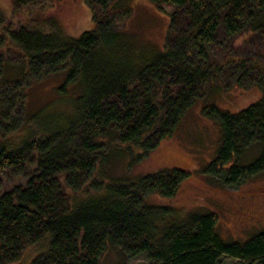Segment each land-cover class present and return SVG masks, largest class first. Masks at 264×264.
<instances>
[{
    "label": "trees",
    "instance_id": "16d2710c",
    "mask_svg": "<svg viewBox=\"0 0 264 264\" xmlns=\"http://www.w3.org/2000/svg\"><path fill=\"white\" fill-rule=\"evenodd\" d=\"M85 1L94 26L77 37L11 28L0 12V172L24 178L0 190V264L31 246L44 249L30 264H101L110 249L149 264H220L222 255L264 264V228L228 241L210 210L147 202L174 195L182 168L131 180L94 175L121 145L141 160L194 101L234 86H256L261 97L236 112L203 107L221 126L206 169L235 186L264 172V0H148L169 8L156 51L120 26L126 0ZM56 73L54 95L29 112V81Z\"/></svg>",
    "mask_w": 264,
    "mask_h": 264
},
{
    "label": "rangeland",
    "instance_id": "374dc122",
    "mask_svg": "<svg viewBox=\"0 0 264 264\" xmlns=\"http://www.w3.org/2000/svg\"><path fill=\"white\" fill-rule=\"evenodd\" d=\"M126 2L131 6V13L120 26L133 38V42L145 44L147 50L162 49L169 8L163 6L159 9L148 0ZM0 12L11 28L25 25L44 32L77 37L94 26L91 9L85 0H0ZM262 67L264 70V62ZM62 77L61 73H56L41 80L29 81L26 97L29 112V108L32 111L54 95L55 86ZM260 97L261 92L256 86H234L203 100L197 99L183 114L175 131L144 158L136 162L138 148L130 145L129 150H125V146L121 145L110 152L106 160L97 161L94 175L104 181H111L110 178L122 180L124 176H127L126 180H131L164 167L182 168L187 176L174 195L152 194L146 197L147 202L170 205L182 212L195 208L210 210L217 215V231L225 240H246L264 228V172L250 176L235 186L224 181L222 173L206 169L216 154L221 126L216 117H209L203 112V107L212 103L219 109L236 112ZM44 109L49 110L47 106ZM208 113L213 114L210 110ZM23 181L22 176L0 172V190ZM84 196L82 190L74 193L73 199ZM36 249V246L27 248L22 259L11 264H30L44 247ZM119 257L124 264H149L142 256H121L116 249L105 251L101 264H115ZM252 261L222 255L220 264H252Z\"/></svg>",
    "mask_w": 264,
    "mask_h": 264
}]
</instances>
